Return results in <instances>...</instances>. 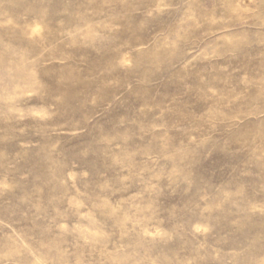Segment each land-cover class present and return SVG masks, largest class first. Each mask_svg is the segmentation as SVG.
I'll return each mask as SVG.
<instances>
[{
    "label": "rangeland",
    "instance_id": "rangeland-1",
    "mask_svg": "<svg viewBox=\"0 0 264 264\" xmlns=\"http://www.w3.org/2000/svg\"><path fill=\"white\" fill-rule=\"evenodd\" d=\"M0 264H264V0H0Z\"/></svg>",
    "mask_w": 264,
    "mask_h": 264
}]
</instances>
